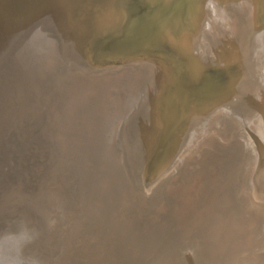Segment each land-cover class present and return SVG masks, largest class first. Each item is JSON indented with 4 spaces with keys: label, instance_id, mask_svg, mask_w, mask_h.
I'll return each mask as SVG.
<instances>
[{
    "label": "bare ground",
    "instance_id": "1",
    "mask_svg": "<svg viewBox=\"0 0 264 264\" xmlns=\"http://www.w3.org/2000/svg\"><path fill=\"white\" fill-rule=\"evenodd\" d=\"M102 1L0 0V230L24 220L38 233L37 241L46 239L45 245L51 243V239L45 238L46 234H43L46 228L49 234L52 227L54 215L49 216L48 209L61 213L69 205L65 204L67 201L61 194L63 190L50 189L42 193L36 190L40 185L39 166L47 159L45 157L61 154L55 167L56 172L58 175L67 173L69 178L77 172L82 188L90 181L86 176L89 172L100 173L97 183L83 188L84 194L81 192V210L85 209L87 215L93 221L95 219L104 231L100 242L88 246L91 254L86 264H208L210 260L215 261L217 256L214 255L219 253L215 251L220 242L215 227L205 231L202 225L185 224L174 213L171 201L158 211L161 221L147 224L144 217L149 215L139 214L142 210L145 212V206L149 205L146 203L153 202L147 193L149 179L145 175L146 165L151 160L146 157L143 148L146 137L143 139L139 136L153 134L155 149L160 145V130L157 129V132L155 129L160 116L158 90L154 94V85L150 88L152 77L148 72L141 74L143 78L140 77L142 80L136 90L131 87L119 88L116 84L112 93L108 91L106 80L87 77L101 72V68L94 67L88 45L90 39L100 33L91 19L92 7ZM258 6L257 24L262 15L261 7ZM214 15L211 20L213 27L207 33L209 45L204 52L223 45L218 37L220 29L226 26V19H238L232 7L216 11ZM244 33L246 28L234 26L230 42L237 44L241 41L239 52L244 58V65L249 69L256 66L262 71L264 28L256 26L247 37ZM158 77L156 74L157 80ZM67 79L74 83L80 79L86 81L76 85L73 90L65 91L62 84ZM105 98L121 100L120 108L115 112L106 111L108 103ZM64 119L70 126L66 130L49 134L51 122L63 123ZM230 129L233 130V127ZM234 138L229 158L225 162L227 169L233 167L237 159L248 151L249 137L238 133ZM245 161L247 168L242 172L243 180L239 186L242 190L239 195L243 200H232V204L228 203L225 209L220 206L218 213L222 216L224 212L228 222L243 218L248 211L244 206L247 197L244 198L243 189L258 168L259 154L257 156L255 152L252 162ZM90 168L93 170L90 171ZM51 184H56V181H48L47 185ZM67 187L71 192L67 194L72 195L67 198L73 197L78 186L77 190L75 184ZM240 190L237 189L236 193ZM53 201H56L55 204ZM51 204L55 205H52L54 208ZM263 231L262 224L247 230L246 242L241 244L242 250L239 253L253 250L259 245L257 238L260 234L262 243ZM52 246L56 250L44 252L49 262L61 261L65 255L63 248ZM259 246L264 249V244ZM31 249L29 247L27 250L29 254ZM263 253L264 250L254 255L239 254L236 264H258Z\"/></svg>",
    "mask_w": 264,
    "mask_h": 264
},
{
    "label": "rangeland",
    "instance_id": "2",
    "mask_svg": "<svg viewBox=\"0 0 264 264\" xmlns=\"http://www.w3.org/2000/svg\"><path fill=\"white\" fill-rule=\"evenodd\" d=\"M247 1L104 0L92 7L91 20L100 33L90 39L88 50L95 65L93 66L101 68V72L89 74L87 77L106 80L108 91L112 93L116 84L119 88L131 87L136 90L143 78L141 74L148 72L152 77L150 88L154 85V94L158 90L160 116L155 123V129L160 130V145L155 149L153 134L139 136L143 139L146 137L143 148L146 157L151 160L146 165L145 175L149 179L147 193L149 192L153 202L146 203L149 205L145 206V212L142 210L139 214L149 215L144 217L147 224L161 221L158 211L171 201L174 213L178 218H182L185 224L202 225L205 231L215 227L216 237L218 242L220 241L217 242L215 251L219 252L220 256L219 253L214 255L217 256L216 260H210L208 264H236L239 254L254 255L264 250L259 246L264 244L263 240L260 243V234L257 238L258 248L255 246L256 249L239 253V250H242L241 244L246 242L247 230L259 224L264 227V69L259 71L256 66L250 69L246 67L239 52L241 41L237 44L230 42L236 25L246 28V37L256 26L264 28V0ZM257 4L260 5L262 14L258 24ZM231 7L235 9L238 19L229 17L226 19V26L220 29L218 38L223 45L204 52L209 45L207 33L208 29L213 27L211 20L214 14ZM120 26L122 27L116 30ZM165 29L168 32H165ZM200 29H205V34ZM262 49L263 46L259 49L260 53ZM156 74L159 76L158 80ZM85 81L86 79H80L74 83L75 81L67 79L62 84L63 90H73L76 85ZM105 102L108 103V112H115L120 108L121 100L105 98ZM53 122L50 124L49 134L66 130L70 126L65 119L63 123L54 120ZM232 127L233 130L230 129ZM238 133L249 137L248 151L237 159L233 167L227 169L225 162L234 144V136ZM255 152L260 157L258 168L254 171L256 178L252 175L254 181L250 178L245 186L246 190L243 189V196L247 197L244 206L248 211L242 220L237 218L228 222L224 212L222 216L218 213L221 207L225 209L228 203L232 204V200H243L239 195L242 191L239 186L243 180L242 172L247 168L245 159L250 162ZM45 158V163L39 166L40 189L36 191L42 193L50 189L60 192L63 190L61 194L63 193L64 200L67 201L66 206H69L65 212H58L60 215L48 209L47 214H53L55 217L52 218L50 233L48 234L46 228L43 234H46L45 238L51 239V243L45 245L46 239L35 240L30 245V248H33L30 254L39 256L42 264H86L85 261L89 260L91 254L88 246L100 242L104 231L95 219L93 221L92 217L87 215L85 209L81 210V192L87 186H94L100 173L92 174L93 168H90L91 174L89 172L86 175L90 181L82 188L77 172L70 178L67 173H62V176L56 172L55 167L61 154H50ZM48 181H56V184L47 185ZM69 184H75L76 190L78 186L79 191L77 190L73 197L67 198L72 196L67 194L71 193L67 187ZM154 186L157 188L156 192L155 189L152 190ZM237 189L240 190L239 193H236ZM55 202L53 201L54 204ZM178 221L176 223H179ZM52 245L63 248L65 255L61 261L49 262L44 252L56 250ZM260 258L262 259H259L258 264H264V253Z\"/></svg>",
    "mask_w": 264,
    "mask_h": 264
},
{
    "label": "clouds",
    "instance_id": "3",
    "mask_svg": "<svg viewBox=\"0 0 264 264\" xmlns=\"http://www.w3.org/2000/svg\"><path fill=\"white\" fill-rule=\"evenodd\" d=\"M37 238L38 233L24 220L0 230V264H41L38 257L27 251Z\"/></svg>",
    "mask_w": 264,
    "mask_h": 264
},
{
    "label": "water",
    "instance_id": "4",
    "mask_svg": "<svg viewBox=\"0 0 264 264\" xmlns=\"http://www.w3.org/2000/svg\"><path fill=\"white\" fill-rule=\"evenodd\" d=\"M122 25H123V24H122ZM121 27H122V26L118 27L116 30L120 29ZM116 30H115V31H116ZM254 175H255V173L253 174V178H254ZM255 178H256V176H255ZM255 178H254V179H255Z\"/></svg>",
    "mask_w": 264,
    "mask_h": 264
}]
</instances>
